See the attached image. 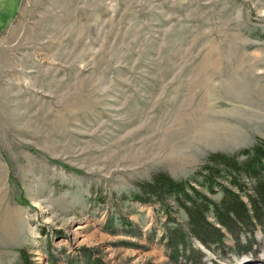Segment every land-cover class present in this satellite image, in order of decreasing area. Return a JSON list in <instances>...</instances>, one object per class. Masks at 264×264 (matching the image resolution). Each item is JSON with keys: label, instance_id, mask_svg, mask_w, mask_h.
I'll return each instance as SVG.
<instances>
[{"label": "rangeland", "instance_id": "obj_1", "mask_svg": "<svg viewBox=\"0 0 264 264\" xmlns=\"http://www.w3.org/2000/svg\"><path fill=\"white\" fill-rule=\"evenodd\" d=\"M258 141L264 0H22L0 35V264H190L166 245L185 214L133 195L160 172L202 188ZM255 234V254L196 245L264 264Z\"/></svg>", "mask_w": 264, "mask_h": 264}, {"label": "trees", "instance_id": "obj_2", "mask_svg": "<svg viewBox=\"0 0 264 264\" xmlns=\"http://www.w3.org/2000/svg\"><path fill=\"white\" fill-rule=\"evenodd\" d=\"M242 157L245 159L240 160ZM209 161L212 166H206L207 175L199 174L202 188L193 180H176L160 172L152 182L145 184L144 193L147 195L134 194L132 197L134 201L148 203L152 201L148 193L157 195L156 202L168 214L165 216L169 220L173 219L174 213L182 211L185 214L187 226H175L169 232L167 253L173 262H180L185 257L190 264H209L204 258L205 252L196 244L225 250L229 236L235 242L234 252L255 254L257 229L264 238V142L258 141L234 155L213 154ZM194 181L199 180L195 177ZM220 192L221 200L212 198ZM170 200L176 208L169 203ZM122 226L131 228L132 222L123 221ZM110 231L115 232L112 228ZM243 234L245 240L241 239ZM20 253L24 263L30 264L27 252L22 250ZM96 264L103 263L97 260Z\"/></svg>", "mask_w": 264, "mask_h": 264}, {"label": "crops", "instance_id": "obj_3", "mask_svg": "<svg viewBox=\"0 0 264 264\" xmlns=\"http://www.w3.org/2000/svg\"><path fill=\"white\" fill-rule=\"evenodd\" d=\"M22 0H0V35L14 22Z\"/></svg>", "mask_w": 264, "mask_h": 264}]
</instances>
